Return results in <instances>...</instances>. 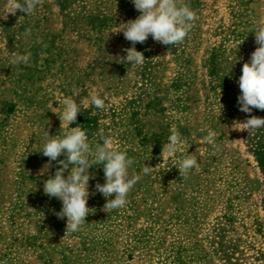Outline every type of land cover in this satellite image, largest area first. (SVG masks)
Wrapping results in <instances>:
<instances>
[{"label": "rangeland", "instance_id": "rangeland-1", "mask_svg": "<svg viewBox=\"0 0 264 264\" xmlns=\"http://www.w3.org/2000/svg\"><path fill=\"white\" fill-rule=\"evenodd\" d=\"M182 2L196 17L184 42L149 36L136 44L146 59L135 66L124 62L132 45L117 32L140 14L131 0H41L31 15H12L0 0V264H264V128L246 129L237 103L264 0ZM29 52L27 66H9L12 53ZM66 98L81 112L61 128ZM76 126L93 147L109 138L126 150L129 174L141 179L127 204L107 213L95 190L103 166L94 165L90 213L66 233L67 218L53 212L62 202L43 192L58 165L44 170L40 151L46 131ZM174 126L183 147L161 157ZM209 130L219 150L204 140ZM186 154L199 168L182 177L173 165Z\"/></svg>", "mask_w": 264, "mask_h": 264}, {"label": "clouds", "instance_id": "clouds-1", "mask_svg": "<svg viewBox=\"0 0 264 264\" xmlns=\"http://www.w3.org/2000/svg\"><path fill=\"white\" fill-rule=\"evenodd\" d=\"M41 0H9L10 11L15 15L20 10L26 15H31L40 5ZM135 9L140 13L134 20L122 23L123 27L117 32H123L124 38L131 43V47L123 49L126 56L123 57L126 64L140 66L145 61L143 52L136 49V44H144L149 36L155 42L166 46H174L184 42L195 13L189 5L182 0H131ZM257 47L251 53L249 61L243 63L237 83L240 95L237 98L239 110L248 114L249 118L241 123L246 129L264 128V118L251 115L253 109L264 111V26L253 30ZM30 29L26 30L25 37L30 36ZM243 43V42H242ZM31 53H12L9 66H27ZM231 73V69L229 74ZM91 105L97 109L105 108V100L99 95L91 96ZM221 105V104H220ZM222 105L219 108L221 113ZM81 112L78 104L70 98L63 100V111L59 115L61 128L64 124L71 125L76 122L78 113ZM103 136V132L100 133ZM216 133L212 130L204 137V140L214 150H219L215 143ZM112 140L104 138L103 143H97L93 147L88 142L87 134L80 127H71L70 131L56 136L45 132L42 150L43 156L48 157V163L44 170L57 162V170L54 176H50L43 184V192L49 198H56L62 202L59 212L53 209L58 219L67 218L66 233L76 232L86 222L90 213L87 205L89 199V181L95 179V175L89 171L94 165H102L105 177L103 184L97 182L95 190L103 195L106 203L105 212L123 208L127 204V195L134 185L141 179L139 174H129V168L134 160L127 156L126 150H117L112 147ZM183 137L174 126L168 142L162 145L161 157L173 156L181 151ZM215 154V152H213ZM63 155L64 159H58ZM173 166L177 167L183 177L191 169L199 168L197 157L186 154ZM152 167L144 164L142 174H149ZM70 169V171H69ZM68 175L65 176V172ZM114 195V199L111 198Z\"/></svg>", "mask_w": 264, "mask_h": 264}]
</instances>
